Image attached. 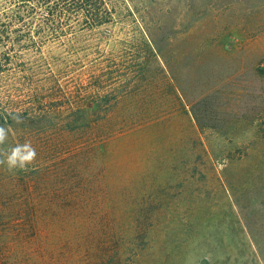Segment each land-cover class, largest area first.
Masks as SVG:
<instances>
[{
    "label": "rangeland",
    "instance_id": "rangeland-1",
    "mask_svg": "<svg viewBox=\"0 0 264 264\" xmlns=\"http://www.w3.org/2000/svg\"><path fill=\"white\" fill-rule=\"evenodd\" d=\"M115 1L0 73V264H264V0Z\"/></svg>",
    "mask_w": 264,
    "mask_h": 264
},
{
    "label": "trees",
    "instance_id": "trees-1",
    "mask_svg": "<svg viewBox=\"0 0 264 264\" xmlns=\"http://www.w3.org/2000/svg\"><path fill=\"white\" fill-rule=\"evenodd\" d=\"M115 0H0V73H9L14 59L23 52H41L50 40L69 38L77 27L95 29L116 18ZM146 48L149 50V42ZM150 41V40H149ZM152 52L153 49L151 48ZM59 84L55 77L46 80ZM97 108L102 107L97 103ZM102 121V120H98ZM90 127V122H80ZM80 125V124H79ZM79 127V126H78ZM106 257L107 249L96 248ZM118 250L111 261L118 259ZM103 258V255L100 256ZM119 260V259H118ZM114 264H118L116 260Z\"/></svg>",
    "mask_w": 264,
    "mask_h": 264
},
{
    "label": "clouds",
    "instance_id": "clouds-1",
    "mask_svg": "<svg viewBox=\"0 0 264 264\" xmlns=\"http://www.w3.org/2000/svg\"><path fill=\"white\" fill-rule=\"evenodd\" d=\"M12 119L17 123L22 122L19 114H13ZM8 139V129L0 125V146H3ZM37 157L36 149L31 143L17 144L7 151L0 148V165L6 166L9 172L15 170H26L27 167L34 163Z\"/></svg>",
    "mask_w": 264,
    "mask_h": 264
}]
</instances>
